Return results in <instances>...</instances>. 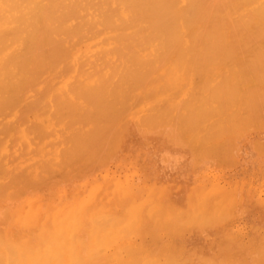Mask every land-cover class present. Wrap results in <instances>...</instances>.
Here are the masks:
<instances>
[{
  "label": "bare ground",
  "instance_id": "bare-ground-1",
  "mask_svg": "<svg viewBox=\"0 0 264 264\" xmlns=\"http://www.w3.org/2000/svg\"><path fill=\"white\" fill-rule=\"evenodd\" d=\"M214 1L0 0V264H164L163 261L168 264L169 260L172 261L171 259L175 258L174 256L177 254H172L173 250H171L172 252L169 251V243L173 242V240L171 239L170 242L168 236L165 238L169 240V243L168 245L165 243V245L166 247L168 246L167 250L170 252L167 254L169 256L172 254V256L166 257L169 259H166V261L160 257H158L159 259L156 258L158 259L157 261L150 254L137 252L141 249L137 243L138 240L135 243L139 248L137 246L136 248L133 247L135 250L131 247L132 245H114L112 250H106V247L113 244L121 235H123V238H129L130 231H133L132 228L136 224L134 222L139 221L140 208L131 207V199L127 195L125 196L121 189H118L117 193L123 202V209L121 214L113 213L115 215L110 214L111 212L103 204V200H98L99 191L97 192V197V194L95 195L93 192L82 197L74 195L75 197L70 201L68 200L60 205L58 203L61 202L62 198L58 202H52L46 196L47 202H42L39 198H33V196L26 197V192H28L26 189L31 186V189L34 188L42 180L46 181L44 183L41 182L42 184H49L48 178H54L58 169L61 173L60 168L63 165L65 168L67 167L66 170L64 167L62 168L66 174H68V171L69 173L73 172V170L76 172L78 168L79 171L87 169L93 160L100 165V161L97 160L98 157L95 158V149L98 154L102 153L101 150L105 147V142L111 135L114 141L108 140L110 142L107 143L105 149L110 147L109 143L113 144L111 148H114V143L118 142V140L120 141L118 134L125 131L123 126L122 131H119L121 127H116L118 130L113 132L115 129L114 124L121 117L123 118L128 111L141 104L151 106V109L147 107L150 110V114L146 108L145 110L149 115L147 113L143 114L147 116L146 123L147 121L150 122L149 126L151 123L153 125L155 122L160 121L159 124H162L161 122L165 120L168 121L175 118V124L172 122L174 119L169 122H172L173 125L177 123L179 127L178 134L180 136L182 133L184 134L185 138H187L186 140L183 139L184 142H189L193 152L198 154L194 153L197 158L202 157V159L205 156L203 152L210 149L206 150L205 148L207 147L205 146L210 144V141L214 140V138L216 139L215 136L223 137L225 132H230L234 127L236 131V126L234 125L241 123V120L244 119L243 117L247 119L248 114L251 113L250 115H252V113H255L257 109L252 107L251 101L254 96L259 95L262 98L264 96V67L262 68V64L260 65L262 60H258L262 53L253 52L258 54V56L255 55L257 60L253 61H251L252 59L243 61L239 55L245 51H247L246 53L249 52V48L245 45L246 42L254 38V35L264 40V0H221L223 3ZM225 36L226 38L228 36V38L224 39ZM232 39L233 41L235 40V43L232 41L233 44H230ZM183 43L189 45L185 46ZM257 43L261 44L260 42ZM262 44L264 47V43ZM256 49L258 48L256 47ZM253 53L251 52L250 54ZM259 58L261 59V57ZM182 63L183 66L181 67ZM160 70L164 71L165 74L161 75L159 73L161 72ZM195 76L198 78L196 77L195 79ZM165 94H169V96L163 100ZM177 96L179 99L176 98ZM226 112H228L227 115ZM32 116L37 119V122H35L37 125L35 123L31 124L33 123V121L30 122ZM127 116L125 115V118ZM123 119H120L122 123L125 122ZM122 123L119 125L121 126ZM159 124L157 123V125ZM162 126L164 125L162 124ZM239 128L243 131L242 126L239 125ZM219 134L222 135L220 136ZM231 134L234 136L235 133L232 131ZM236 134L234 137H238ZM227 135L225 138H227ZM55 137H58L57 141H55ZM51 138L55 139L52 140ZM48 139H51V142ZM226 140H228L229 144H234L228 138ZM223 141L222 143H224ZM49 142L53 143V146ZM54 143L58 148L61 145L60 151L57 147L55 148ZM102 143L103 145H101ZM229 144L225 142L224 146H222L223 149L219 145L210 144L213 147H211L212 151L208 150L209 154L214 151H216V154L211 153V157L217 155V153L219 154V150H214L217 147H220V152L228 151L227 153L233 154V151H230L233 146L230 147ZM48 146L49 148L52 147L50 151H55L51 153L48 149L45 150ZM99 146H102L100 150H98ZM111 148L108 149L110 153H106L107 151L105 152L104 150L103 153H106V155L102 153L101 156L107 158L113 155L114 151ZM201 148H204V150L202 151ZM227 148L230 149L228 150ZM236 150L239 151V149ZM91 151H93L94 155ZM47 152L54 154L55 158L60 156L59 158H62L63 161H59V163V158H57L58 164L55 158L50 157L47 162L46 160L49 159ZM201 152L202 154H199ZM42 153L43 155L47 154L45 155L46 157L43 156L45 163L42 162V160L44 161L43 157L40 159ZM89 153L94 158L93 160H90ZM30 154L40 156L39 160L42 163H38L40 161L37 160V157L34 158L37 162L32 161ZM219 155L218 157L222 156V159H218L223 160L224 158L225 162L220 160L218 165L220 166L221 162L225 165L227 162L226 155L222 153ZM28 156L31 159L29 164L34 166L27 164L24 160ZM205 157L207 158V156ZM213 158L215 159V157ZM231 158L229 159L230 162ZM194 159V164L198 163L199 160ZM51 160L52 162H50ZM87 161H89L88 164ZM218 161L215 159L214 162L218 163ZM82 162L85 165H83V170L81 167ZM234 162L239 164L235 160ZM39 164L42 165L39 166ZM76 164H79L78 168ZM27 165L32 166V169L35 166L40 168L38 172L45 173V176L37 173L36 176H39L40 181L38 179H36L38 182L33 180L30 175L31 171L28 170L30 167L28 166V168ZM228 166H231V164ZM68 167L72 170L68 169ZM46 172L50 174L52 172V175L50 176ZM78 172L77 174L74 173L75 175L71 174L75 177L79 175L80 172ZM60 173V178L65 180L66 176L63 173L60 175ZM46 175L48 178H42L46 177ZM34 183L36 184L34 185ZM141 183L143 184V181ZM37 186L36 188H39ZM242 186L243 184L240 189ZM146 187L143 189L146 190ZM161 189L163 188L161 187ZM184 190V194H186L188 189L187 192L186 188ZM143 195L146 194L143 193ZM152 195L154 197L155 193H152ZM48 196L51 198L54 194L52 193V196ZM56 196L59 197L57 194ZM163 196L155 197L157 199L165 198V195ZM57 197L52 199L56 201ZM236 197L238 198L239 196ZM139 198L141 199L140 196ZM215 198L219 201L222 200L217 196ZM134 199L137 200L136 196ZM160 199H158L159 202ZM204 200V205L200 203L202 206L207 204L206 201L209 198ZM239 200L241 201V199ZM173 202L176 205L179 204L176 201ZM182 203L180 205L184 204L186 207V203ZM241 203L239 204L241 205ZM223 205L225 206V204ZM238 208H236V211ZM163 209L160 211L164 212ZM196 209L195 207L194 211L191 212L193 213V215L190 214L192 217L188 215L190 213H188V209L187 211H178L177 215L180 218L176 213L168 209L169 212L171 211L170 216L165 220L167 222L172 221L174 217H170H172V214L176 215L179 219L176 218L177 220L173 221H178V224L173 223L172 225H178L177 228L180 229V227H184L183 225L187 224L184 223L185 219L183 217L184 224L180 225L182 213L187 212L186 218L190 216L193 220L195 218L196 221L200 219V222H198L200 224L197 226L203 227L206 222H210L207 219L210 217L208 216L209 213L206 215V211L209 210L205 208V211L201 210L200 213ZM226 209L220 210L226 211ZM203 212L204 214L206 212V214L204 215ZM209 212L211 213L210 215L215 212V216L212 215L214 218L210 217L214 221L217 218L222 221L229 218L224 216V214H222L223 216L219 214L217 217L216 210H210ZM199 214L201 216H198ZM202 215L203 218L207 217L203 219L201 218ZM231 215H233V212ZM221 216L223 219L220 218ZM232 217L230 216V218ZM190 219H188L189 225ZM201 219L206 221L201 222ZM152 220L154 222L156 218ZM185 221L187 222V220ZM196 221L192 226L197 224ZM222 221H219V223ZM154 223L157 224V221ZM141 225L143 228V224ZM208 225L213 226L215 223H208ZM192 226L191 228H193ZM198 227L195 226V229ZM178 229L177 231L180 232ZM170 230L168 229L167 232ZM181 230L184 231V228ZM191 230L188 234L193 233ZM216 230L218 232V229ZM221 230L219 229L220 232H218L220 236L217 234L218 239L219 237L222 238L220 233H224ZM167 232L165 231V234ZM128 233L129 235L126 236ZM194 233L196 234V232ZM194 233L191 237L199 236L198 233L197 236ZM254 234L257 233L254 232ZM151 236L154 237V234L150 235L149 239ZM201 236L199 237L202 238ZM258 236L260 237L261 235ZM223 238L220 239V242H222ZM256 238H258L257 235L254 245L252 238V247L256 245ZM227 239V237L224 239L222 246L225 243L227 246L231 242H237L236 240L233 241L231 237L230 241H227ZM145 240L147 241V239ZM146 241L145 243L143 242V245L146 244ZM132 242L124 243L131 244ZM154 242L152 244L156 245ZM262 244H264L263 241ZM184 245H179V249L181 246L182 249L180 250H183ZM173 246L176 245L173 244ZM144 247L142 248L146 252L151 245L150 247L148 246V249L147 247L144 249ZM166 247L162 248L166 250ZM153 248L155 247L153 246ZM190 248L192 247H189V251L191 250ZM233 248L235 247L233 246ZM236 248L242 249L237 246ZM173 249H176V247H173ZM179 249L178 251H180ZM186 249L188 248L186 247ZM254 249L256 247L251 248L253 252H255ZM218 250L216 251L218 252ZM244 250L241 251V255L237 256H244ZM159 251L162 252L163 250ZM185 252H188V250L179 252L177 255L179 259L181 257L180 254ZM198 252L202 254L204 251L199 250ZM236 252L235 254H237ZM243 252L244 254L242 255ZM231 253V256L237 257L234 252L231 251ZM223 254L220 253L222 257ZM262 254L264 253L262 252ZM158 255L162 254L158 253ZM184 255L187 256L186 253ZM225 255V257L228 256L227 254ZM204 256H201V259L207 258L209 260L208 257ZM164 257L163 259H165ZM182 257L181 259L184 262L188 258V256ZM195 257H197L196 254ZM219 258L221 259V256ZM179 259H176L177 263L174 264H183L182 261H180L181 263L178 262ZM225 259L227 261L230 260L228 257ZM235 260L233 259L232 261L235 262ZM174 261L175 259L170 263ZM188 261L190 260L188 259ZM227 261H224V264ZM234 262H231V264ZM214 264L216 263L214 262Z\"/></svg>",
  "mask_w": 264,
  "mask_h": 264
},
{
  "label": "rangeland",
  "instance_id": "rangeland-1",
  "mask_svg": "<svg viewBox=\"0 0 264 264\" xmlns=\"http://www.w3.org/2000/svg\"><path fill=\"white\" fill-rule=\"evenodd\" d=\"M215 1H216V3H217V1H218V3L221 2V0H215ZM221 3H223V1ZM224 28H226V27H224ZM253 37L254 38H252L250 41L246 42V45H245L246 47L249 48L248 49L249 52L246 53L247 51H245V52H243L244 54L241 53L239 56H241V59H243V61H250L251 59H252L251 61H253V60H257L255 55L258 56V54H255L253 52H256L259 54L262 53V55L260 54V56H259V57H261V59L258 57V60H262V63L260 62V65L262 64L261 67L263 68L264 67L263 66L264 65V62H263L264 61V59H263L264 58L263 57L264 56V47H263L262 43H264V42L261 43V41H264V40L261 39L260 37L257 38V35H254ZM227 38H228V36H227ZM227 38L225 36L224 39H227ZM230 41H231L230 44H233V42L235 43V40L233 41V39ZM251 41H253V42H251ZM184 42H187V41H184ZM190 42H192V41H190ZM257 42H260L262 45L261 44L259 45ZM254 43H256V44H254ZM183 45L187 46L189 44L183 43ZM200 45H202V44H200ZM199 47H201V46H199ZM253 47H254V49H252ZM256 47L258 49H256ZM250 51L253 54H250L251 53ZM261 51H263V52H261ZM251 55L254 57L252 58ZM244 58H246L247 60ZM181 62H183V61H181ZM182 66H183V63L181 64V67ZM257 70H258V68H257ZM159 73L161 75L165 74L164 71H161ZM196 77L197 76H195V79H196ZM168 96H169V94H165L163 96V98H164L163 100H165L166 97H168ZM178 96L180 97V95H178ZM178 96L176 97L177 99H179ZM238 103H237V105H238ZM242 103H243V101H242ZM251 103H252V107L257 109V111L255 113H252L253 116L250 115L251 113L248 114L247 119H246V117H243L244 119L241 120L243 123L239 122L237 125H234V126H236V131L234 130L235 129V127H234V129L232 128L230 130V132L229 131H227V133L225 132L223 134V137L221 136L222 134H219L222 138L215 136L216 137V139L214 138L215 141L212 140V141H210L211 143L209 142L210 144H213V145L216 144V145H219L220 147H222V146H224L225 142H227V144H229L228 140L225 141V139L228 138L232 142V144L234 143L233 145L229 144L230 147L233 146L234 148H236L238 146V148H236V149H239V151L234 149L233 147L231 148L232 150H230V151H233V154L231 152H230L231 154L227 153L228 152L227 149L229 150L230 148L226 149L227 152H225V151L220 152L221 151L220 147H217V149H214V150H219L218 151L219 154L222 153V154L226 155L225 157L227 158L226 159L227 162L225 163V165L222 164L223 162L220 163V166L218 165L220 160L222 159L221 158L222 156L218 157V155H219L218 153H217V155L212 156V157H215V159H217V161L219 160L218 163L214 162L215 161L214 158H213L214 159V161H213V159L211 157V153L216 154V151L211 152L209 154L208 150H211V147H213L210 144L205 146L207 148H205L203 146L206 150L208 148H210L207 151L203 152V155L207 156V158L203 155H201V156H203V159L201 156H200L201 158H197V156H196L197 153L193 152V150L191 149V146L189 145V142L188 143L186 141L184 142V140H186L187 138H185L184 134L180 131V129H179V131L182 134H181V136H180V134H178L177 131H178L179 127L177 126V123H176V125H173V123L175 124V122H176L175 118H172V119H174L172 121L173 123L169 122L172 119L168 120V121L165 120V121L161 122L164 125V126H162V124H159L160 121H158V122H155L156 124L153 122L154 123L153 125L151 123L150 124L151 127H150L148 125L150 122L147 121V123H146V117L147 116L143 115V114L144 113L146 114L147 111L150 114L149 109H151L150 108L151 106L149 107V105L141 104V105H138L137 107H135L134 109L128 111L127 114H129V113L130 114L128 116H127V114H125L127 116L126 118H125V115L123 116L124 119L122 117L120 118L121 120L123 119V121H125V122L127 121L126 123L125 122L122 123V121L119 119L117 121V123L114 124L115 129L112 128V129H114L113 132L118 130L117 129L118 127H121V128H119L120 129L119 131H122L123 126L125 127V129H124L125 131L120 132L118 134L119 138H118V136L115 135V137L120 139V141L118 140V142H117L115 140L116 142L114 143V148L113 147L111 148V146L113 144L111 145V143H109L110 147L108 149L111 148L112 151H114L113 155H110L107 158H105V156H101L102 153L104 152V150H105V152L107 151L106 153H110V151L108 149H105L108 142H110L112 140L114 141V139L111 138L113 136L110 134L111 136L109 135L110 137L107 138V142H105L106 143L105 147L101 150L102 153L99 151L100 153L98 154L97 153L98 151H96V149H95V151L93 150L94 153L96 154L95 158L98 157L97 160L100 161V163H99L100 165H98V162L97 163L94 162V160H93L94 158L91 157L92 155L89 153L90 157L89 156H87V157H89L90 160L92 159L94 164L96 163L97 166H96V164H95V166H93L94 164H92L93 162H91L90 163L91 165L89 164L90 166L87 167V169L85 168L83 170V167L85 165L82 162L81 167H82L83 171H79L78 165L80 163L78 165L76 164L78 169L76 172H74L75 170H73V172L75 174H77V172L79 171L80 173L78 172L79 173L78 176L76 175L75 177H73V175H75V174L73 172H71V173H73V175H72L71 173H69V171H68V174H71V175L66 174L64 169L66 170L67 167L65 168L64 165H63L64 169H62L63 167L61 165V167H62V168H60L61 173L59 172V169L56 167L58 169V172H57V175H55V176L53 175L54 178L49 177V175L50 176L52 175V172H51V174L46 172L49 174V175L47 174L49 178L47 177V175H46V177H42V178H48L50 181V182L48 181L49 184H47V185L42 184L41 182H43V183L46 182L43 180L39 184L34 183V185L36 184L35 187L33 186L35 189L32 188L34 190L31 189L32 186L29 189H26L28 191V192H26V197H32L33 196V198H39L42 202H47L46 196L49 198V199L48 198L47 199L52 201V202H58L59 199L62 198L61 202L58 203V204L62 205L63 203H66L68 200L70 201L75 196L76 197H78V196L82 197V196L90 194L91 192H93L96 195L97 192L99 191L98 193L100 195L98 196V194H97L96 197L98 196L97 197L98 200H101V201L103 200V204L107 208H109L108 211L111 212L110 214H113V213L121 214L122 209H123V206H122L123 202L117 193L118 189H121L123 194L125 196L127 195L129 197V199H131L130 200L131 201V203H130L131 207L140 208L141 212L139 213V221L134 222L136 224L132 228L133 231L129 230L131 232L130 235H129V233L126 235V236L129 235V238H131V239H129L128 237L123 238V235H121L119 237L120 239L119 238L116 239L113 244H111L109 247H106L107 248L106 250H110V249L112 250L114 245H130V246L132 245L131 246L132 248L133 247L136 248L137 244L135 243V241L138 240L137 243H138V245H140L139 247L141 249H139L138 251L136 249V251L139 253L150 254L155 259L160 257L162 260L166 261V259L171 257L173 253L178 255L179 252H184V250L185 251L188 250V252H185L188 256L187 259L185 258L186 259L185 262L181 259V257L185 253L180 254L181 260L179 259V257L177 255L174 254L175 258L174 257L173 258L175 259L176 262L174 261L173 263H170L174 260V259L170 258L172 260V261H170L168 259L170 264L177 263L178 259H179L178 262L181 263L180 261H182L183 264L184 263L187 264L188 262H189L188 264H191V263H193V264L194 263L195 264H201V263H203V264H214V262L216 264H224V261H227L225 259L227 257H228V259L230 258V260H229L230 263H229V261H227L225 264H227V263L231 264V262H234V261H232L233 259H236L234 262L235 264H236V262H238L237 264H239V263L240 264L241 263L242 264H262L263 263L264 264V254H262V252L264 253V244H262V241L264 242V238H263L264 237V145L261 146L262 144H264V108H263L264 107V96H263V98H262V96H259V95L254 96ZM147 107H149V109ZM145 108L147 109V111L145 110ZM139 110H143L144 112L139 111ZM227 114H228V112H226V115ZM139 115H141V116H139ZM142 116H144L143 118H145L144 119L145 121L143 120ZM139 117H140V119L141 118L142 119L140 120ZM30 119H31L30 122L33 121V123H31V124H34L35 122H37V119L34 116H32ZM120 123H122L123 125L121 124V126H120L119 125ZM157 123L159 125H157ZM166 124H168V125H166ZM155 125L158 127L155 128L156 127ZM239 125L242 126L243 131L240 130ZM245 128H246V130L244 131ZM232 131L235 134L237 133L236 136L238 135V137H234L235 134L233 136V134H231ZM118 132H116V133H118ZM225 134L226 135L229 134V135H227V138H225L226 137ZM224 135H225V137H224ZM182 136H184V137H182ZM55 138H51V139L52 140L55 139V141H57L58 137H55ZM51 139H48V141L51 142ZM231 139H234V140H231ZM59 140H61V139H59ZM108 140H110V141H108ZM220 140H222L224 143H222V141H220ZM219 141H220V143H219ZM55 143H54V146H55ZM50 145L53 146V143L52 144L50 143ZM57 145H58V143H57ZM101 145H103V143ZM56 147L58 148V146H55V148ZM261 147H262V149H261ZM60 148H61V145L59 146L58 150ZM100 148H102V146H99L98 150H100ZM204 148H201L202 151L204 150ZM47 149L50 151V149H52V147L49 148V146H48L45 148V150H47ZM222 149H223V147H222ZM224 149H225V147H224ZM54 151H50V152L53 153ZM93 151H91V153L94 155ZM237 151H238V153H236ZM106 153L105 154L103 153V154L106 155ZM194 153H196V154H194ZM47 154L49 156V159L46 158L47 162H48V160H50V157L55 158L54 154H50L48 152H47ZM47 154H45V155H47ZM111 154H112V152H111ZM199 154H202V152ZM33 155L34 154H32V155L30 154L29 156H31L30 158L33 159L32 161L37 162L34 158L37 157V160H39L40 156L34 155L35 156L34 157ZM45 155H43V153H42L40 159H42V157ZM52 155H54V156H52ZM107 155H109V154H107ZM193 155H194V157H193ZM224 155H223V157H224ZM233 155H234L235 159H234ZM29 156H28V158L24 159L27 162V164H29V162L31 163V159H29ZM59 157L55 158L56 162L58 160L57 158H59ZM194 158H196V160L200 161V162L198 161L199 164L198 163L194 164V162H195ZM218 158H221V159H218ZM230 158H231V162L233 161L232 163L229 160ZM26 159H28V160H26ZM43 159H44V157H43ZM232 159H234L239 164H235L234 160H232ZM87 160H89V159H87ZM228 160H229L231 166H228V165H230ZM238 160H239V162H238ZM59 161H63L62 158H59L58 162ZM89 161H87V164ZM221 161H224V158ZM35 162H33V163H35ZM42 162L45 163V159H44V161L42 160ZM42 162L40 161L38 163H42ZM50 162H52V160ZM84 163H85V161H84ZM29 165L34 166L33 164H29ZM29 165H27V167ZM41 165L39 164V166H41ZM32 166L31 167L29 166L30 168L28 167L29 168L28 170L31 171L30 175L32 176L33 180H36V179L39 180V176L38 177L36 176L37 173H40V175L45 176V173L38 172L40 170V168L36 167V166H38V164H36V166L33 169H32ZM69 167H71V166H69ZM69 167H68V169H71ZM222 167H223V169H222ZM73 169H75V168H73ZM51 171H53V170L51 169ZM54 171H56V170H54ZM59 173H60V175L63 173V175L66 176L67 181H65L66 179L65 180L63 178L61 179L59 176ZM38 180H36V181L38 182ZM141 181H143V184L141 183ZM55 182L59 183V184H56ZM110 183H112V184H110ZM242 184H243V186L240 189V186ZM146 185H147V187H146ZM36 186L39 188H36ZM145 187L147 188L146 190H144ZM161 187L163 189H161ZM184 188H186V192H187V189H188V192L190 190L191 191L189 193L187 192L186 194H184L185 193ZM46 189L49 193L46 191ZM168 189H169V191H168ZM171 189H172V191H171ZM44 190H45V192H44ZM240 190H241V192H240ZM50 191L54 194V196L51 198L48 196V195L52 196V193ZM215 191H216V193H215ZM220 191H222V192L220 193ZM237 191H239V193H237ZM45 193H47V194L44 196ZM70 193H72L71 194L72 196L70 195ZM108 193H110V194L108 195ZM143 193L146 195H143ZM152 193L153 194L155 193V196L165 195V198H161L164 200H161L160 198H158V199H160V202H159L157 197H155V196H154L155 198L153 197ZM169 193H172V194L174 193V194L169 195ZM56 194L59 197H57ZM102 194L104 195V198H103ZM116 194H117V197H116ZM239 194H241V195H239ZM65 195H66V198H65ZM133 195H134V197L136 196L137 200L134 199ZM149 195H151V196H149ZM105 196H106V198H105ZM139 196L141 197V199L139 198ZM216 196L218 198H220V200L221 199L222 200L219 201L217 198H215ZM236 196H239V197L237 198ZM54 197L55 198L57 197L56 201L53 200ZM173 197H174V199H173ZM201 198H203V199L201 200ZM207 198H209V200H207ZM118 199L121 201H119ZM151 199H152V201H151ZM172 199H173V201H176L177 203H179L178 205L180 208L178 207V205H176V203L171 201ZM192 199L195 201H193ZM204 199L207 200L206 201L207 204H205L206 207L202 206L200 204V203L203 204ZM239 199H241V201ZM181 200H183V201H181ZM196 200H198L199 202ZM109 201H110V203H109ZM208 201H210V202H208ZM239 201L242 202L241 205L239 204L240 203ZM104 202H106V203H104ZM161 202L163 203V205ZM182 202L186 203L185 204L186 207L184 206V204ZM165 203H167V204L164 205ZM180 203H182L183 205H180ZM155 204H157V205H155ZM172 204H173V206H172ZM198 204L201 206L199 207ZM223 204H225V206ZM221 205L225 208H223ZM162 206H164V207H162ZM194 206L197 208L196 209L197 212L198 211L200 212L201 210L205 211V208H206L209 211L210 210H212V211L216 210V213H217L216 216L219 214H221V215L224 214V216H228L229 218L226 220L224 219V221H222V220H219V218H217L218 217L217 216L216 217L217 220H215L216 221L215 222L214 220H212V218H214V217H212V215H214L215 212L214 213L212 212L213 214L210 215L211 213L209 211H206L207 214H206V212H205V214L208 215V213H209L208 216L212 217V218H210V217L207 218L210 220V222H208V223L209 224L215 223V225L211 226V225H208V223L206 222L207 226L205 223V225L203 224L205 227L204 226L203 227L201 226L202 228L200 226L198 227L197 225L200 224V223H198V222H200V219H199V221H196L195 218H194V220H193V218H191L192 217L191 215H193V213H191V212H193L195 209ZM112 207H114V208H112ZM214 207H217V208L214 209ZM237 207H239V208L236 211ZM172 208H174L175 210L174 209L172 210ZM199 208H201V209H199ZM226 208H228V209H226ZM115 209L116 210L121 209V210L116 211ZM161 209H163L164 212H161L160 211ZM168 209L172 210L174 213H176V215L178 214V211H180V210H182V211L186 210L187 211V209H188L189 210L188 213L190 212L189 214L187 212L182 213V211H181V213H182L181 223L179 222L180 225L184 224V223L185 224L187 223V224L183 225L184 227L179 226L180 229H178L177 228L178 225H176V224H178V221L177 222L173 221L177 218L178 215L176 216L174 214H172V217H170V218L174 217V219L172 221L167 222V220H165V219L168 216H170L169 214L171 212V211L169 212ZM220 209H226V211L224 210L225 211L224 212V211H221ZM153 210H155V211L153 212ZM158 211H160V212H158ZM228 212H229V214H228ZM232 212H233V215H231ZM236 213L238 216L235 215ZM115 214H113V215H115ZM183 214H184V216H183ZM186 214H188V215L191 214L190 215L191 217L189 216V218L188 217L186 218V216H185ZM203 214H204V212H203ZM225 214H228V215H225ZM229 215L231 217L232 216L233 217L230 218ZM198 216H201V215L199 214ZM222 216L220 218H222ZM183 217L185 220H187V222L183 219ZM205 217H207V216H205ZM154 218H156V220H154V222L157 221V224L153 222L152 219H154ZM179 218H177V219H179ZM201 218H203V215ZM188 219L191 220L189 222L190 225L188 224ZM203 219H201L202 220L201 222L206 221V220L203 221ZM183 220H184V223H183ZM218 220L222 221V222L219 223ZM195 221L197 222V224H195V226L198 227L197 229H195L194 225L192 226V224ZM140 223L143 224V228H142V225ZM145 223L146 224L148 223V224L146 225ZM149 223H150V225L153 223L151 225L152 228L150 227ZM173 223H176L175 224L176 226L172 225ZM144 224H145V230H144ZM191 226L193 228H191ZM188 227L193 230V231L191 230V232H193V233L196 232V234L194 233L195 236H197L199 234V236L202 235L201 236L202 238H200L199 236H197V237L192 236L191 237V235H193V233L188 234V233H190V229ZM159 228H160V230H159ZM176 228L178 230H180L181 233L179 231H177ZM183 228H184L185 232L187 229L189 231L187 230V232L185 234V232L183 230H181ZM168 229L169 230L171 229V230L167 232ZM216 229H218V232H220L219 229L220 230L222 229L221 230L222 232L224 231V233H220L222 238L224 237L223 240H221L222 242H220V239H222V238L219 237V239H218V237H217V234L219 235V233L216 232L217 231ZM241 229H243V230H241ZM165 231L167 232V234H165ZM171 231H173L174 233ZM138 232H141V233H138ZM254 232L257 234H254ZM136 233H138V234L136 235ZM168 233H169V235H168ZM171 233H173V234H171ZM242 233H243V235H242ZM153 234H154L155 238L153 236H151V238H150L151 240H150L149 236L153 235ZM175 234H178V235H175ZM222 234H224V235H222ZM134 235H136V236H134ZM142 235H144V236H142ZM164 235H166V236H164ZM171 235H172V237H171ZM215 235H216V237H215ZM256 235L258 238H256L255 244L259 247H257L256 245L254 247H252L254 245ZM258 235H261V236L259 237ZM139 236H142L144 238V240L142 237H139ZM167 236L169 237L168 239L170 240V242L172 239L173 242H171V243H173L176 246H173V244L171 245V243H169V240L166 239ZM228 236H230L231 239H232V236L234 238L236 237L237 239L233 238L232 240L233 241L236 240L237 242L236 243L235 242H231V243L228 242L230 244L227 243L228 244L227 246L225 243V244H223V246H225V247H223L222 243L224 242V239L226 237L228 238L227 241H230V237H228ZM252 238H253V245H251L252 244L251 243ZM261 238H262V240H261ZM127 239H129V240H127ZM145 239H147V241ZM130 240L133 241L132 243H134V244H132V243L126 244L128 242L130 243L131 242ZM154 240H155V242H154ZM156 240L158 241V243H156L157 242ZM161 240H162V242H160ZM123 241L126 243H124ZM145 241H146L145 245H146L147 249L151 245V247L149 248L151 250L148 249L146 252H144V250L142 248L145 246V245H143L145 243ZM257 241L259 244L257 243ZM152 242H154L156 245L157 244L158 245L156 246V245L152 244ZM159 243H160V245H159ZM165 243H167V245H168V243L171 245V246L169 245V251L172 252L171 250H173L171 256L168 255L170 252L167 250L168 246L166 247ZM238 243H240V244L237 245ZM181 244H183V245L185 244L184 245L185 249L183 247V250H180V249H182L181 246L179 249V245H181ZM153 246L155 248H153ZM164 246L166 247V250L164 248H162ZM172 246L176 247V249H173ZM233 246L235 248H233ZM236 246L240 247L242 249L239 250V248H236ZM146 247H144V249ZM186 247L188 249H186ZM189 247H192V248H190L191 249L190 251H189ZM249 247H251L252 249L256 247L257 252H256V249H254L255 252H253V250H251V248H249ZM218 248H221V249L218 250ZM258 248H260V249H258ZM153 249H155L156 251L155 250L153 251ZM161 249L163 250L162 252L159 251ZM178 249L180 251H178ZM213 249L215 250V254L218 255L217 259H216V255L214 254ZM231 249H234V250H231ZM197 250L198 251L200 250L202 252L204 251L203 252L204 254L202 253L203 254L202 255ZM216 250H218L219 254H217L218 252ZM242 250H244V252H245V254H244V252L242 253V255L244 254V256L238 257L237 255H239V254L241 255ZM231 251L234 252V255H236L237 257H234L233 255L231 256V254H232ZM235 251H237L236 252L237 254H235ZM250 251H252V252H250ZM164 252H165L166 256H165V254L163 255ZM158 253H161L162 255H158ZM209 253H210V255H208ZM220 253H222V254L225 253L227 255H228V253H230L229 255L232 258L229 255L227 257H225L226 256L225 254H223V257H222V255H220ZM192 254H194V255H192ZM195 254L197 255V257H195ZM205 254H206V256H204ZM184 256L187 257L186 255H184ZM184 256L182 258H184ZM201 256L202 257L203 256L208 257L209 260H207V258H203L206 260L205 261V260L201 259ZM219 256H221V259L219 258ZM163 257L165 259H163ZM166 257H168V258H166ZM192 258H193V260H192ZM196 258H198V259H196ZM246 258H247V260H246ZM259 258H260V261H259ZM158 259H156V260L158 261ZM188 259L190 261H188ZM222 259H223V261H222ZM162 260H160V262H162ZM240 261H243V262H240ZM163 263L165 264L166 262L163 261Z\"/></svg>",
  "mask_w": 264,
  "mask_h": 264
}]
</instances>
